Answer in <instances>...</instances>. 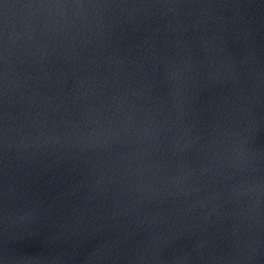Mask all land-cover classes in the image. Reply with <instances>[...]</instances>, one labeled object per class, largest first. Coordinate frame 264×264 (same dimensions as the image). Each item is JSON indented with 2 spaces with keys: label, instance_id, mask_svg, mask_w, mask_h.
Here are the masks:
<instances>
[{
  "label": "water",
  "instance_id": "water-1",
  "mask_svg": "<svg viewBox=\"0 0 264 264\" xmlns=\"http://www.w3.org/2000/svg\"><path fill=\"white\" fill-rule=\"evenodd\" d=\"M0 264H264V0H0Z\"/></svg>",
  "mask_w": 264,
  "mask_h": 264
}]
</instances>
